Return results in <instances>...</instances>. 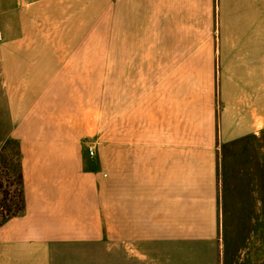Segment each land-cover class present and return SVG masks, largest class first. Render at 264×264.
Here are the masks:
<instances>
[{"label":"rangeland","instance_id":"rangeland-1","mask_svg":"<svg viewBox=\"0 0 264 264\" xmlns=\"http://www.w3.org/2000/svg\"><path fill=\"white\" fill-rule=\"evenodd\" d=\"M212 6L213 0H0V153L14 141L6 152L16 161L19 148L27 184L49 157L44 150L67 147L91 173L85 193L109 210L112 149H140L130 169H119L133 177L150 157L143 149L162 147L182 149L183 194L198 172L206 227V196L215 189L219 223L212 237L193 244L170 234L162 243L126 240L132 243L123 241L115 257L122 264H264V75L227 72L241 60L219 56ZM12 106L28 137L11 134ZM66 127L69 137H56ZM147 169L153 184L158 166ZM152 187L156 194L158 185ZM44 258L39 250L40 264Z\"/></svg>","mask_w":264,"mask_h":264},{"label":"crops","instance_id":"crops-1","mask_svg":"<svg viewBox=\"0 0 264 264\" xmlns=\"http://www.w3.org/2000/svg\"><path fill=\"white\" fill-rule=\"evenodd\" d=\"M212 11L218 26L219 56L225 60H241L238 67L228 68L227 72L264 75V0H213ZM228 65L225 63L224 68ZM262 101L259 106L264 113ZM11 114H15L13 106ZM12 118L11 134L17 138L28 137L15 116ZM65 130L66 133L56 137L68 138L72 131L70 127ZM143 150L148 151L143 153L150 157L143 160V169L136 172L135 183H132L133 172L122 177L124 173L119 169L124 165L130 169L135 161L131 155L139 154L140 149H112L114 177L109 210H103L99 196L85 193L87 180L92 182L87 175L91 173L84 172L85 162L79 153L57 146L44 150L42 154L49 157L40 159L33 168L30 185L24 169L25 213L0 227V264H40L39 250L45 251L42 264H122V259L115 257L123 241L128 245L132 243L126 240L162 243L170 234L173 239H185L193 244L198 243L200 236L202 240L212 237L219 223L215 189L210 188L206 196L209 208L202 216L207 219L206 227L204 222L200 225L198 172L191 190L183 194L182 172L177 171L182 149ZM167 154L175 157L168 158ZM152 164L158 166V178L153 184L147 182L152 179L147 166ZM156 185L158 192L152 194V186ZM104 229H108L113 239L110 244L104 240Z\"/></svg>","mask_w":264,"mask_h":264},{"label":"trees","instance_id":"trees-1","mask_svg":"<svg viewBox=\"0 0 264 264\" xmlns=\"http://www.w3.org/2000/svg\"><path fill=\"white\" fill-rule=\"evenodd\" d=\"M13 142L8 141L0 153V227L26 211L22 154L17 147L18 160L14 161L12 155L9 157L6 152L9 144Z\"/></svg>","mask_w":264,"mask_h":264},{"label":"built area","instance_id":"built-area-1","mask_svg":"<svg viewBox=\"0 0 264 264\" xmlns=\"http://www.w3.org/2000/svg\"><path fill=\"white\" fill-rule=\"evenodd\" d=\"M2 41H3V36H2L1 31H0V52H1V49H2ZM90 154L91 155L94 154V150L93 149L90 150Z\"/></svg>","mask_w":264,"mask_h":264}]
</instances>
